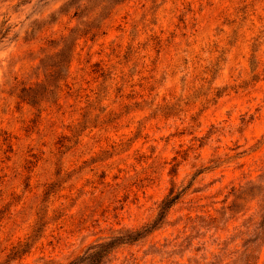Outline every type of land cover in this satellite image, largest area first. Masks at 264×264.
<instances>
[{"label": "rangeland", "instance_id": "1", "mask_svg": "<svg viewBox=\"0 0 264 264\" xmlns=\"http://www.w3.org/2000/svg\"><path fill=\"white\" fill-rule=\"evenodd\" d=\"M179 191L99 264H264V0H0V264H70Z\"/></svg>", "mask_w": 264, "mask_h": 264}, {"label": "trees", "instance_id": "2", "mask_svg": "<svg viewBox=\"0 0 264 264\" xmlns=\"http://www.w3.org/2000/svg\"><path fill=\"white\" fill-rule=\"evenodd\" d=\"M25 99H27V97H25ZM27 100L29 102H33L29 98ZM181 193L182 191H179L173 195L169 194L163 200H161L158 207V212L150 223L146 224L138 230L125 233L123 235L114 236L107 241H101L91 245L83 256L78 258L77 261H72L70 264H76L78 262H87L88 264H99L116 244L121 242L136 241L139 238L147 235L163 223V220L166 218L169 209L178 200Z\"/></svg>", "mask_w": 264, "mask_h": 264}]
</instances>
